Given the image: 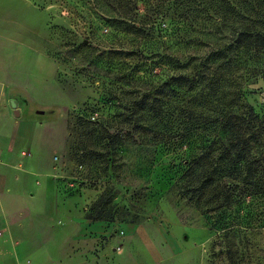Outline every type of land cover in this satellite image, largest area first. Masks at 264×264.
<instances>
[{
  "label": "rangeland",
  "instance_id": "1",
  "mask_svg": "<svg viewBox=\"0 0 264 264\" xmlns=\"http://www.w3.org/2000/svg\"><path fill=\"white\" fill-rule=\"evenodd\" d=\"M219 13L216 0H0V264H264V193L206 210L171 191L174 145L110 149L78 124L121 118L114 89L123 104L139 89L127 81L167 74L158 53L219 46ZM256 87L245 96L262 112ZM34 193L43 212L32 236L17 224ZM100 197L113 219L89 217Z\"/></svg>",
  "mask_w": 264,
  "mask_h": 264
},
{
  "label": "trees",
  "instance_id": "2",
  "mask_svg": "<svg viewBox=\"0 0 264 264\" xmlns=\"http://www.w3.org/2000/svg\"><path fill=\"white\" fill-rule=\"evenodd\" d=\"M216 1L219 46L203 55L158 53L167 74L156 82L127 81L139 89L127 90L123 104L114 89L113 100L126 112L118 113L121 118L108 126L78 119L86 140L110 149L126 140L140 147L174 145L182 167L171 191L206 210L264 193V110L245 96L248 88L264 87V0ZM116 21L130 32L149 30L143 22ZM101 203L102 197L92 204L89 217L113 219Z\"/></svg>",
  "mask_w": 264,
  "mask_h": 264
},
{
  "label": "crops",
  "instance_id": "3",
  "mask_svg": "<svg viewBox=\"0 0 264 264\" xmlns=\"http://www.w3.org/2000/svg\"><path fill=\"white\" fill-rule=\"evenodd\" d=\"M2 88H3V86H2V83L0 80V107H1L2 99H3L2 98ZM22 198H23V200H22ZM22 198H20L19 200H20V202L22 200L25 203V207L27 209V214L25 215L24 218L19 220V223L17 224V226H18V228H23L24 221L27 222L28 230L32 231V236H33L40 231L36 218L39 215H42L43 208H40V205L35 202V193L30 194V196L27 198H24V197H22ZM1 206H2L1 210L6 211L5 208L3 207V205H1ZM15 228L13 229V227L10 226V232L11 233L16 232L18 228L17 227H15Z\"/></svg>",
  "mask_w": 264,
  "mask_h": 264
},
{
  "label": "water",
  "instance_id": "4",
  "mask_svg": "<svg viewBox=\"0 0 264 264\" xmlns=\"http://www.w3.org/2000/svg\"><path fill=\"white\" fill-rule=\"evenodd\" d=\"M9 103H10V106L13 110V114L18 116L20 114V109L18 107L17 100L12 97L9 99Z\"/></svg>",
  "mask_w": 264,
  "mask_h": 264
}]
</instances>
